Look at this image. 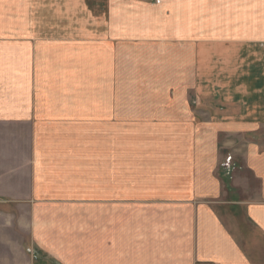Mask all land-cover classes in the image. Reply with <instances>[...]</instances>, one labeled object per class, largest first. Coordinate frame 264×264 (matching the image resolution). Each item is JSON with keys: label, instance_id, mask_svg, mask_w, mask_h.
Returning a JSON list of instances; mask_svg holds the SVG:
<instances>
[{"label": "crops", "instance_id": "1", "mask_svg": "<svg viewBox=\"0 0 264 264\" xmlns=\"http://www.w3.org/2000/svg\"><path fill=\"white\" fill-rule=\"evenodd\" d=\"M28 1L0 0V264H264V145L248 141L244 151L229 152L245 166L232 188L220 176L222 154L212 149L219 131L241 138L264 128V85L247 87L255 67L264 79V0H179L177 10L165 12L177 18L179 38L126 39L170 42L184 56L192 46L196 103H180L178 121H192L196 134L211 131L202 133L208 152H178L188 155L179 156L184 165L165 163L162 175L141 182L130 177L132 167L124 178L122 140L105 130L123 119L90 102L91 43L66 42L61 56L53 43L44 51V42L26 39L27 15L37 14ZM111 44L117 53V39ZM99 62L95 80L105 72L103 84H115L117 74L107 77L105 60ZM44 90L59 96L49 110ZM216 92L220 99L207 102ZM45 126L65 145L51 149ZM92 126L94 137L81 135Z\"/></svg>", "mask_w": 264, "mask_h": 264}, {"label": "rangeland", "instance_id": "2", "mask_svg": "<svg viewBox=\"0 0 264 264\" xmlns=\"http://www.w3.org/2000/svg\"><path fill=\"white\" fill-rule=\"evenodd\" d=\"M37 1V6H40L37 9H33L34 0L33 2L32 0L28 1V8H31L32 12L35 10L37 14L27 15V31L21 33L26 39L33 42H44V51L50 49L45 43H53L51 48L54 50L53 53L56 54V50H58V54L61 56L68 53L67 47L64 48L66 42L91 43L85 45L87 46L85 49L91 52V62L85 66L92 68L90 102L105 103L108 116L111 113V118L116 116L117 119H123L122 125L108 126L109 128L105 130L108 137L117 134L122 140L120 150L123 154L124 178L130 174L131 169L127 168L132 167L134 174L130 177L139 179L141 182L149 176L162 175V167L166 166L165 163L177 164L178 161H181L179 156H188L180 155L178 152H208L210 150L211 142L201 141L202 133H206L205 131L200 130L196 134V127L192 121H186L187 123L184 125L179 124L178 121L180 103L184 101L191 104L196 103L193 96L194 86L192 87L195 80L192 46H187L188 54L184 56L179 54L177 45L174 46L170 42H160V44L152 46L151 44H135L126 41V39L140 37L142 34L163 36L164 33L167 38H179L177 18L172 20L173 14L168 20L165 13L168 7L177 10L179 0ZM209 9L208 6L206 13L209 12ZM169 23H171L170 27ZM11 36L15 35L11 34ZM115 39L120 44L117 53H115L116 49L112 50L111 46V42ZM57 44L58 47H56ZM78 48L77 52L83 57L82 59H86L85 57L88 55H84L82 45ZM104 54L107 56L106 59H104ZM96 60L98 62L105 60L107 77L110 76V73L117 74L118 80L115 84L108 79L109 82L103 84L102 76H105V72L95 80L97 73L93 67L100 63ZM183 61L186 64H183ZM74 65L81 66L84 65V62L74 63ZM181 67L185 68L183 75L187 76L186 80L180 78ZM255 68L251 71V78L247 86L251 91L264 85L263 77L258 78L260 66ZM84 71L88 73L87 68ZM247 79L244 78V80ZM167 90L173 94L167 93L170 92ZM184 90L188 93L186 96L180 94ZM42 92L44 110H49L50 106L52 108L59 102V96L56 94L49 90ZM211 96L206 100L209 103L210 101L217 102L221 97L218 92ZM36 99L40 102L39 95ZM121 103L122 109L115 110V105ZM188 115L189 112L186 115L187 119H189ZM186 117L182 115L181 118L186 119ZM43 129L50 136L49 146L51 149L65 145L62 140L57 139L58 137L54 135L55 132L51 135L47 133L46 126ZM97 131L98 128L93 126L80 129L81 135H90L91 137L92 135L94 137ZM210 133L211 131L207 130L206 135ZM62 134L64 135L66 132L62 131ZM194 135L200 136L196 143L191 141L195 138ZM217 135L218 148L212 149L216 154H222L219 161L220 176L224 182H228L226 187L229 188L232 180L236 181L238 173L240 174L245 169L244 160L229 152L244 151V146L248 141H257L263 146L264 128L248 133L243 131L238 134L242 136L241 138L235 134L229 135L221 131ZM89 146L90 149H98L99 143H92ZM108 150L111 151L109 148ZM82 157L86 161V155ZM186 160L184 158V161H181L183 165ZM252 186H255V183ZM233 191L240 196L241 186L233 187Z\"/></svg>", "mask_w": 264, "mask_h": 264}, {"label": "built area", "instance_id": "3", "mask_svg": "<svg viewBox=\"0 0 264 264\" xmlns=\"http://www.w3.org/2000/svg\"><path fill=\"white\" fill-rule=\"evenodd\" d=\"M207 264H212V263H207Z\"/></svg>", "mask_w": 264, "mask_h": 264}]
</instances>
